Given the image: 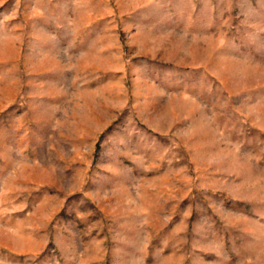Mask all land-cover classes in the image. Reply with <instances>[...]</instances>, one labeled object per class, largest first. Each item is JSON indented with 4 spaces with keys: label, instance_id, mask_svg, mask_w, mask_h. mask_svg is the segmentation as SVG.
Instances as JSON below:
<instances>
[{
    "label": "rangeland",
    "instance_id": "rangeland-1",
    "mask_svg": "<svg viewBox=\"0 0 264 264\" xmlns=\"http://www.w3.org/2000/svg\"><path fill=\"white\" fill-rule=\"evenodd\" d=\"M0 264H264V0H0Z\"/></svg>",
    "mask_w": 264,
    "mask_h": 264
}]
</instances>
